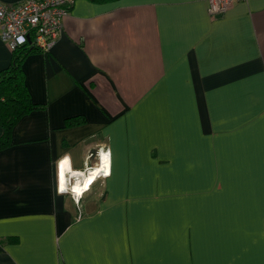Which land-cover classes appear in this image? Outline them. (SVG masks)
Returning <instances> with one entry per match:
<instances>
[{
  "label": "crops",
  "instance_id": "0c3cea01",
  "mask_svg": "<svg viewBox=\"0 0 264 264\" xmlns=\"http://www.w3.org/2000/svg\"><path fill=\"white\" fill-rule=\"evenodd\" d=\"M24 69L0 264H264V0H75Z\"/></svg>",
  "mask_w": 264,
  "mask_h": 264
},
{
  "label": "built area",
  "instance_id": "2783aa9c",
  "mask_svg": "<svg viewBox=\"0 0 264 264\" xmlns=\"http://www.w3.org/2000/svg\"><path fill=\"white\" fill-rule=\"evenodd\" d=\"M239 1L242 0H208V12L212 17L221 15ZM74 2L75 0H20L5 3L0 0V36L13 49L33 38L32 43L41 51H49L62 32L64 20ZM90 170L94 172L96 169ZM66 179L71 190L75 175L72 172L66 173Z\"/></svg>",
  "mask_w": 264,
  "mask_h": 264
},
{
  "label": "trees",
  "instance_id": "16d2710c",
  "mask_svg": "<svg viewBox=\"0 0 264 264\" xmlns=\"http://www.w3.org/2000/svg\"><path fill=\"white\" fill-rule=\"evenodd\" d=\"M105 3L116 0H92ZM33 38L27 43L19 45L12 50L10 65L0 71V150L12 144V134L20 120L31 112L44 109L45 104L33 100L26 82L24 62L31 54L38 53L41 49L32 43ZM86 122L84 116H74L66 120L67 127H74Z\"/></svg>",
  "mask_w": 264,
  "mask_h": 264
},
{
  "label": "bare ground",
  "instance_id": "6f19581e",
  "mask_svg": "<svg viewBox=\"0 0 264 264\" xmlns=\"http://www.w3.org/2000/svg\"><path fill=\"white\" fill-rule=\"evenodd\" d=\"M105 166H107V164H104V168H105ZM79 174L81 175L82 173H79ZM97 176H98V169L95 170V173H91L90 180L88 179L89 181L88 180L86 181L84 188L87 189L90 185H92L95 182V180L97 179ZM80 178H82V177H80ZM65 179H66L65 176H63V178L62 177L59 178L60 182L64 181L65 188L67 189L65 191L66 192H70L71 190L73 191V188L75 185L73 186V182H72V184H71L72 189L70 190V185L67 183V179L66 180ZM74 190H75V188H74ZM79 191H80V189H79Z\"/></svg>",
  "mask_w": 264,
  "mask_h": 264
},
{
  "label": "rangeland",
  "instance_id": "374dc122",
  "mask_svg": "<svg viewBox=\"0 0 264 264\" xmlns=\"http://www.w3.org/2000/svg\"><path fill=\"white\" fill-rule=\"evenodd\" d=\"M104 164H107V163H104ZM104 164H102V166H104ZM91 171V170H90ZM91 173H95V172H90L88 175H89V177H87V175L86 176H84L85 178H86V180L88 179V178H90V174ZM80 177H82V176H80ZM80 179V178H79ZM96 181V180H95ZM73 182V181H72ZM86 182V181H85ZM85 182H84V185H85ZM75 187V186H74ZM91 187V185L88 187V189ZM63 190L65 191V190H67L66 188H65V184H63ZM84 190V189H83ZM83 190H82V193H83ZM76 191V190H75ZM71 192V191H70ZM69 193V192H68ZM82 193H81V195H80V197L79 198H81L83 195H82Z\"/></svg>",
  "mask_w": 264,
  "mask_h": 264
},
{
  "label": "clouds",
  "instance_id": "9594fccd",
  "mask_svg": "<svg viewBox=\"0 0 264 264\" xmlns=\"http://www.w3.org/2000/svg\"><path fill=\"white\" fill-rule=\"evenodd\" d=\"M88 189V188H87ZM87 189H85L84 191H83V193L87 190ZM83 193H82V195H83ZM81 195V194H80ZM80 197V196H79Z\"/></svg>",
  "mask_w": 264,
  "mask_h": 264
}]
</instances>
